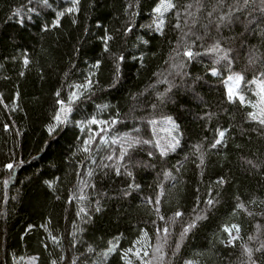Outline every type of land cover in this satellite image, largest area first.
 <instances>
[{
  "label": "trees",
  "instance_id": "16d2710c",
  "mask_svg": "<svg viewBox=\"0 0 264 264\" xmlns=\"http://www.w3.org/2000/svg\"><path fill=\"white\" fill-rule=\"evenodd\" d=\"M157 2L79 0V11L65 13L57 26L54 11L71 6V0H49L51 9L37 0L31 4L29 0H0V264H23L25 259H33L34 264L54 260L72 264L74 258H78L77 264H126L128 260L141 264L135 252L140 249L143 259L152 258L157 229L162 244L167 236L164 264H241L247 260L245 245L253 248L254 257L261 256L255 249L264 245V126L248 116L259 111L258 88L248 81L264 71V25H251L255 31L245 32L243 37H239L244 31L241 25L234 32L223 30L225 37H236L224 40L223 47L233 49L229 53L232 71L244 75L240 91L246 101L257 104L253 108L241 105L238 98L228 99L227 62L217 63L216 53L204 52L217 33L213 30L203 41L192 44V32L204 35V26L226 11V6L218 7V0H172L177 7L165 13L161 35L154 31L156 14L151 11ZM22 6L40 7L41 12L33 13L31 20L25 15L21 24L13 14ZM208 12L213 16L208 17ZM129 24L131 31H125ZM106 35L110 37L107 51ZM185 41L201 52L195 62L183 56ZM121 54L125 59L118 62ZM180 59L187 63L184 71L189 73L183 82L173 66ZM96 61H100L98 68L93 67ZM211 67L219 75L213 76ZM90 74L94 90L73 102V122L50 133L48 125L55 124L53 117L60 107L56 93L67 103L74 86ZM172 84L179 87H170ZM165 89L169 91L161 104L157 92ZM151 103L158 107L151 108ZM149 114L157 120L155 126L148 124ZM92 116L117 119L118 123L109 126L108 145L100 144L97 136L85 153L83 140L88 129L97 126L85 124L81 131L74 122ZM167 116L179 124L183 134L176 152L166 158H148L146 150L152 145H136L128 151L151 166L128 165L131 177L123 167L119 176L115 167H98L101 156L113 155L112 161L105 162L117 163L120 144L111 145L112 136L128 133L166 144L177 135ZM217 129L225 131L224 144L211 149ZM197 145L205 154L200 168L196 166ZM127 160L126 156L118 163ZM8 163L13 164L12 169L6 167ZM258 163L260 167L253 166ZM164 170H171L178 179H165ZM220 177L226 178L225 184L219 183ZM129 184L140 187L129 188ZM159 184L165 191L156 205ZM236 197L244 208H236ZM209 198L214 200L211 206L205 203ZM97 201L100 211H96ZM81 208L87 215H77ZM176 211L182 216L176 217ZM198 214L197 227L180 240L184 225ZM231 224H238L241 230L234 245L227 243L224 231ZM165 226L168 233L163 231ZM109 247L115 252L104 256ZM129 248L133 251L123 256Z\"/></svg>",
  "mask_w": 264,
  "mask_h": 264
},
{
  "label": "snow or ice",
  "instance_id": "6c2138e0",
  "mask_svg": "<svg viewBox=\"0 0 264 264\" xmlns=\"http://www.w3.org/2000/svg\"><path fill=\"white\" fill-rule=\"evenodd\" d=\"M32 3V0H29V4ZM37 3L42 6L43 8H52V4L49 3V0H37ZM79 0H71V6L63 9V10H56L54 11V25L60 24V19L65 15V13L71 14L73 12H78L79 8ZM132 5H129L131 7ZM218 7L223 8L226 6V11H221L214 20H209V24L205 25V32L204 35H199L195 32H192V35L195 37V40L192 41V44H195L196 40L203 41L205 39V36H208L213 30L217 33V36L212 37V43L210 46L204 48L205 53H216V62L218 63L220 60L226 61L225 67L229 70V75L227 76V81L232 82L234 87H229L227 89V96L230 101H232L234 98H238L241 105H244L245 103L251 105V107L256 108L257 104L252 103V101H246L245 96L240 91V84L242 81H244L245 77L241 72H233L232 71V63L233 59L229 57V53L233 50L231 47L224 48L223 47V41L224 40H232L236 38L235 36H228L225 37L223 35V30L227 29L229 32H234L237 25L243 26L244 31L239 33V37H243L245 32L248 31H255V29L251 28L250 26L253 24H256L257 28H260L262 25H264V0H259V3L257 4V0H232L231 3H227L226 0H218ZM177 6L172 2V0H158L157 3L152 7L151 11L156 14L155 19L153 21V24L155 25L154 31L156 33H159L161 35L164 34V25H165V13L169 12L172 9H175ZM189 8L192 7V5H188ZM201 5L198 3L197 8L199 9ZM215 10V7H214ZM41 12L40 7H18L13 14V18H18V22L23 24L25 20V15L27 16L28 20H31L32 14L35 13L39 15ZM254 12H260L261 16L257 17L254 16ZM208 17L213 16V12L207 13ZM177 17V23L176 27L179 28V18L180 13L179 11L176 12ZM75 23V21H73ZM195 23V20L193 21ZM44 30H47L48 25L44 24L43 26ZM131 25L129 24L125 31H131ZM149 28H152V25H149ZM191 32L192 30L189 29ZM187 35V33H185ZM110 39L109 36L104 37L105 41V51L108 50L107 41ZM143 43L145 45L149 44L148 40H143ZM179 47V43L177 45ZM203 47V45H201ZM176 56H180V52H176ZM183 56L187 57L188 62H195L197 58L201 57V52L198 50H193L192 45H190L187 41H185V50L183 52ZM118 62H123L125 59V56L121 54L118 58ZM143 59V57H141ZM24 63H28V58L25 56ZM100 64V61H96V63L93 65L94 68H98ZM176 69V75L180 76L181 81L183 82L185 77L189 76V73L187 71H184V69L187 67V63L180 59L178 63L173 65ZM211 74L213 76L219 75L218 69L216 67H211L209 69ZM116 72H119V68L117 67ZM90 74L88 77L85 78V81L81 84H77L74 86L75 90H73L68 98V102L66 103L63 99H59L60 93L57 92L56 96L58 99L56 100V103L60 106L59 110L56 111L53 119L55 121V124H49L48 130L50 133L54 132L60 125H67L71 121V113L73 112L72 104L73 102H78L81 98V96L85 95L86 93L92 92L93 89V80L91 79ZM199 79V78H197ZM250 84H255L258 88V91L255 92V95L258 96V105H259V111L257 112H249L248 116H250L254 121H256L259 125L264 126V71L259 72V76H253L251 80L248 81ZM170 87H179L178 85L172 84ZM235 88V90H234ZM169 91V89H165L164 92H157V97L160 98V103H165L163 97H165L166 93ZM17 93V97H18ZM169 99H171L169 97ZM0 103H3V100H0ZM151 108L155 109L158 107L157 103H151ZM118 115V114H117ZM174 127V130L177 132V135L171 136V138L168 140L166 144H161L159 140H156L153 142L151 139H141L136 135H130L128 133H124L123 135H116L112 136L111 139V145H116L117 143L120 144V151L119 156L116 157L117 163L115 164H107L105 161H112L113 155H107V156H101L100 158V164L98 167L101 169L103 168H112L115 167V174L117 176L121 175V168L123 167L126 171V174L128 176H132L133 173L131 171L127 170L128 165L133 166H151V162L148 161H141L139 159H135L128 150L134 149L136 145H152V148L146 150L147 151V157L152 158L156 157L157 159L161 157H167L170 152L174 153L177 151V149L181 145V138H182V132H180V126L179 124L171 117L167 116L165 117ZM148 124L155 126L157 124V120L155 118H152L149 114V118L147 120ZM76 127L80 128L81 131L84 130L85 124H91L96 125V129L89 128L88 129V136L86 139L83 140V151L85 153L89 152L91 144V141H94L97 136L100 137V144L108 145L109 144V137H108V130L110 125H115L118 123L117 119H111L109 120H102L98 119L96 116H92L90 119L84 120V121H75L74 122ZM7 128V125L4 126ZM138 132L139 130L136 129ZM103 133V135L101 134ZM224 138H225V131L217 129V136L214 139V142H212L209 147L211 149H217L218 146H221L224 144ZM100 145H97V149L99 150ZM196 151L199 152V163L196 165L198 168L202 167L205 164V154L203 151L200 150V146H196ZM158 153V155H157ZM128 157V160L125 164H119L118 161H124L125 157ZM42 159V157H41ZM187 159V157H185ZM93 164L96 163L95 160L92 161ZM165 165L168 164L167 160H165ZM248 163H252V161H249ZM264 163V162H262ZM254 167H260V164L253 165ZM8 169L13 168L12 163H8L6 165ZM171 167V166H169ZM175 172L179 173L180 169L175 168ZM91 171L89 172V175H91ZM106 174V173H105ZM163 176L165 179H171L173 181H176L178 177L176 175H173V172L171 170H164ZM7 181H5V186H7ZM46 184L49 185V187L52 186L51 181H45ZM219 183L221 185L226 183V178L220 177ZM175 185H173L174 187ZM129 188L131 187H137L139 188V185L129 184ZM159 191L155 194V204L159 205L161 203V197L164 195V185L159 184L158 185ZM212 192V189H209V193ZM128 193H125L127 195ZM80 199H83V196L80 197ZM237 204L236 208H244L245 205L243 203L239 202V197H236ZM149 203H152L153 201L151 199L148 200ZM207 205L211 206L214 204V200L209 198L206 202ZM97 208L96 211H100L99 207V201H97ZM157 215L160 216L159 213V207L156 209ZM80 213H87L85 212L84 208H81L80 211L77 213V215H80ZM251 214V213H250ZM176 217H181L182 213L180 211H176L174 214ZM207 218V217H204ZM160 219L163 220L164 217L160 216ZM201 219V216L198 214L193 219H191L189 222H187L182 231L180 232V240H182L193 228L197 227V221ZM31 227V226H30ZM232 228L236 230V235H232V231L227 226L224 227V231L228 232L229 238L227 240L228 244L234 245L235 240L239 239V231L240 226L238 224L232 225ZM159 229H157V244L153 252V256L151 259H143L141 257V250L137 249L135 252V255L140 258L141 264H164V251L163 247L164 244L167 243V236L164 238V244L161 243L160 237H159ZM163 231L165 233H168L169 229L167 226L164 227ZM142 235L145 239H147V232L143 231ZM54 240L58 239L57 237H53ZM249 239H253V237H249ZM139 243V241H137ZM180 247V242H176V248L178 249ZM243 247V254L247 256L246 261H241V264H264V245H262L261 248H256V252H260L261 256L259 258L254 257L253 255V248L248 246H242ZM114 247H109L107 251L103 254L104 256H107L109 253L115 252ZM88 251H92L91 246H89ZM133 251L132 248H129L125 250L123 256H127L129 253ZM144 256H148L147 251H144ZM173 255H175V251L173 252ZM122 256V258H123ZM62 259V257H61ZM77 259L74 258L72 260V264H77ZM52 264H57V261H52ZM126 264H131V261H126ZM185 264H191V261H185Z\"/></svg>",
  "mask_w": 264,
  "mask_h": 264
},
{
  "label": "rangeland",
  "instance_id": "374dc122",
  "mask_svg": "<svg viewBox=\"0 0 264 264\" xmlns=\"http://www.w3.org/2000/svg\"><path fill=\"white\" fill-rule=\"evenodd\" d=\"M227 86H228V88H229V87H234L233 83H232V82H229V81L227 82ZM234 90H235V88H234ZM258 99H259V98H258ZM232 225H234V224L229 225L228 228L231 229V231H232V235L235 236V235H236V230L232 228ZM227 233H228V232H227ZM239 237L241 238V230L239 231ZM228 238H229V235H228ZM240 238H239V239H240ZM239 239H237V240H239ZM235 241H236V240H235ZM23 264H34V260H33V259H25V260L23 261Z\"/></svg>",
  "mask_w": 264,
  "mask_h": 264
}]
</instances>
